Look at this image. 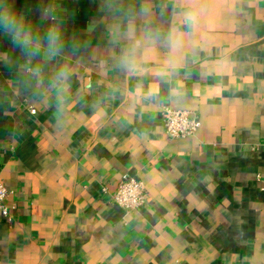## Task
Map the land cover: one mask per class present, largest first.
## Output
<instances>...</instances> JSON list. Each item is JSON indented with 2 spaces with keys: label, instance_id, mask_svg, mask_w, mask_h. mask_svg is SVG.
<instances>
[{
  "label": "crops",
  "instance_id": "crops-1",
  "mask_svg": "<svg viewBox=\"0 0 264 264\" xmlns=\"http://www.w3.org/2000/svg\"><path fill=\"white\" fill-rule=\"evenodd\" d=\"M214 7L205 49L156 84L119 58L133 29L163 51L178 0H0V264H264V0ZM53 24V58L25 47ZM163 105L196 134L169 138ZM125 174L148 194L130 214L103 190Z\"/></svg>",
  "mask_w": 264,
  "mask_h": 264
},
{
  "label": "clouds",
  "instance_id": "clouds-1",
  "mask_svg": "<svg viewBox=\"0 0 264 264\" xmlns=\"http://www.w3.org/2000/svg\"><path fill=\"white\" fill-rule=\"evenodd\" d=\"M214 0H178L177 26L170 27L166 33L167 45L163 51L159 48L158 34H149L143 29H133L129 33V42L122 49L120 66L125 73L139 76H151L156 84L168 82L178 73L180 65L187 56L196 51H203L208 45L206 30L211 31L210 22L215 16ZM15 15L9 9L5 12V27L16 23L11 19ZM22 19V18H21ZM62 40L56 24L49 29L46 36L35 39L24 38L23 44L41 57L53 58ZM47 42V47L44 45ZM226 49L214 61L213 66L227 70L230 66ZM72 69L69 63L61 65L57 74L60 91L68 88V79Z\"/></svg>",
  "mask_w": 264,
  "mask_h": 264
},
{
  "label": "built area",
  "instance_id": "built-area-1",
  "mask_svg": "<svg viewBox=\"0 0 264 264\" xmlns=\"http://www.w3.org/2000/svg\"><path fill=\"white\" fill-rule=\"evenodd\" d=\"M34 112V108H30ZM161 121L165 134L171 138H183L196 134L200 127V121L194 110L174 109L169 105L161 107ZM103 190L109 192L111 200L120 206L127 214L141 209L147 200L148 194L144 182L136 176L125 174L115 184ZM8 190L0 181V215L9 218L10 207Z\"/></svg>",
  "mask_w": 264,
  "mask_h": 264
}]
</instances>
